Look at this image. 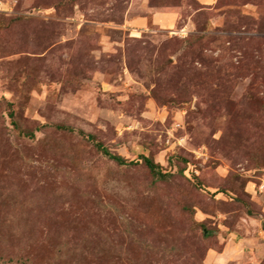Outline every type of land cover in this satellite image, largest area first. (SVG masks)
Masks as SVG:
<instances>
[{"label":"rangeland","instance_id":"obj_1","mask_svg":"<svg viewBox=\"0 0 264 264\" xmlns=\"http://www.w3.org/2000/svg\"><path fill=\"white\" fill-rule=\"evenodd\" d=\"M0 264H264V0H0Z\"/></svg>","mask_w":264,"mask_h":264},{"label":"trees","instance_id":"obj_2","mask_svg":"<svg viewBox=\"0 0 264 264\" xmlns=\"http://www.w3.org/2000/svg\"><path fill=\"white\" fill-rule=\"evenodd\" d=\"M100 150L107 154L109 157H111L112 159L116 160L119 164H133L135 163L134 160H128L120 155H115L112 154L107 148L100 146ZM145 158V162L147 164V166L155 173L160 174V175H165L166 173H164L161 170V167L158 163H156L154 160H152L149 157H144Z\"/></svg>","mask_w":264,"mask_h":264}]
</instances>
